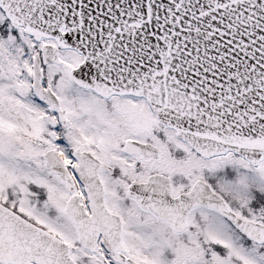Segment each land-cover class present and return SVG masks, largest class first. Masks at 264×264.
<instances>
[{
    "label": "snow or ice",
    "instance_id": "1",
    "mask_svg": "<svg viewBox=\"0 0 264 264\" xmlns=\"http://www.w3.org/2000/svg\"><path fill=\"white\" fill-rule=\"evenodd\" d=\"M0 264H264V0H0Z\"/></svg>",
    "mask_w": 264,
    "mask_h": 264
}]
</instances>
